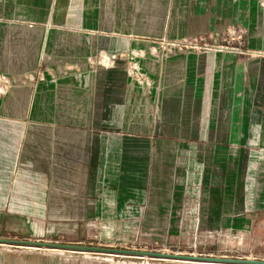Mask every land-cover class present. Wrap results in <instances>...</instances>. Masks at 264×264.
<instances>
[{"label":"crops","instance_id":"1","mask_svg":"<svg viewBox=\"0 0 264 264\" xmlns=\"http://www.w3.org/2000/svg\"><path fill=\"white\" fill-rule=\"evenodd\" d=\"M263 14L259 0H0V235L78 242L92 228L101 234L105 222L117 231L138 220L145 189L124 196L91 174L89 161L107 155L105 136L91 130H151L169 159L172 148L181 152L195 185L187 189L194 192L201 177L224 171L220 163L234 157L230 145H258L264 153V119L258 117L260 136L252 137L254 115L242 107L245 98H264V58L224 45L194 51L159 39L217 30L233 15ZM249 47L264 50V40ZM138 48L145 54L140 71L153 83L142 92L151 111L131 106L138 114L120 124L63 119L108 111L90 104L95 80L110 83L119 98L141 94L120 62L93 67ZM80 257L0 248V264H91Z\"/></svg>","mask_w":264,"mask_h":264},{"label":"rangeland","instance_id":"2","mask_svg":"<svg viewBox=\"0 0 264 264\" xmlns=\"http://www.w3.org/2000/svg\"><path fill=\"white\" fill-rule=\"evenodd\" d=\"M259 2L264 7V0ZM169 12L166 11L164 16L165 26L168 18L171 19ZM226 19L227 21L217 30L208 29L182 38L162 36L159 39L160 41L183 39L198 44L201 48L203 46V49L217 44L224 45L234 47L248 57L264 58V50L249 47L250 44L256 45L260 40H264V14L249 17L233 15ZM192 46L194 47L191 50L201 49L195 48L196 45ZM138 50L140 49L132 51ZM144 55L138 56L135 60L137 69L134 71L131 70L132 65L126 55L114 60L102 59L101 63L93 65V67H98V64L118 67L114 62H120L122 70L132 82V88L141 94L135 96L133 94L132 101L126 97L119 98L112 95L113 91L108 88L110 83H99L95 80L90 89V104L106 106L108 111L70 113L68 117L64 114L63 119L103 120L109 125L134 119L138 113L131 112V106L139 105L151 111L153 106L147 105L146 96H142V92L148 94L153 83L149 86V82L144 77L137 78L133 73L135 71L139 73V58ZM1 95L2 90H0ZM242 107L249 109L252 112L251 116L254 115L250 135L258 138L260 131L258 132L254 127L259 124L258 117L261 118L260 120L264 119V98H245ZM111 109L117 112H111ZM139 114L143 116L142 113ZM28 119L33 118L29 115ZM91 131L101 132V135L105 136L107 150L105 159L89 161L91 174L99 173L100 176H104L102 180L106 181L107 190L114 191L117 188V191L120 190L119 193L122 191L124 196L130 189H145L146 202L141 204L143 210L138 220H134L130 225H124L121 229L117 226V231L110 222H105V229L101 234L97 235L92 228L90 236H86L84 240L56 242L134 252L92 254L78 251H51L43 248L30 249L4 244L0 245V248L57 253L73 258L81 256V259L84 258L91 264H237L183 262L178 260L180 258L167 256L173 254L264 259V153H259L258 145H230L229 152L234 157L220 163V168L223 167L224 171L218 175L201 177L200 188L194 192L195 190L187 189L188 187L192 189L195 185L191 183L186 170L187 162L181 158V152L176 154L177 147L172 148L174 155L169 159L170 153L165 151L168 147L156 143L157 137L152 135L151 130L107 127ZM242 133L243 131H238L239 135ZM247 153L249 155L245 158ZM181 188L182 194L179 192ZM114 197V192L107 193L108 201H112ZM11 237L8 234L0 235V238L13 239Z\"/></svg>","mask_w":264,"mask_h":264},{"label":"water","instance_id":"3","mask_svg":"<svg viewBox=\"0 0 264 264\" xmlns=\"http://www.w3.org/2000/svg\"><path fill=\"white\" fill-rule=\"evenodd\" d=\"M7 246H17V247H26L30 249H46L51 251H78V252H106V253H128L134 251H126L120 249H111V248H102L97 246H86V245H77V244H63V243H52L39 240H22V239H6L0 238V245ZM142 253L143 252H136ZM168 257L180 258V259H189L195 261L203 262H228V263H237V264H264V259H230V258H218V257H206V256H186V255H167Z\"/></svg>","mask_w":264,"mask_h":264},{"label":"built area","instance_id":"4","mask_svg":"<svg viewBox=\"0 0 264 264\" xmlns=\"http://www.w3.org/2000/svg\"><path fill=\"white\" fill-rule=\"evenodd\" d=\"M161 42H163V43H167V44H169V46H181V45H183L184 47H188V48H193L194 46H192V45H196V47L195 48H201V46L200 45H198V44H192V43H189V42H187L186 40H174V41H172V40H162ZM203 47V46H202ZM156 52V50H155V48L154 47H150L149 48V53H151V54H153V53H155ZM144 54V51L143 50H138V51H131V54H130V56L128 57L129 58V63L132 65V69L131 70H136L137 68L135 67L136 66V61L135 60H137L138 59V56H141V55H143ZM134 73V76L135 77H137V78H139V77H144L143 76V74L139 71V73H137V71H135V72H133ZM145 78V77H144ZM146 79V78H145ZM149 83H148V85L150 86L151 85V83H152V81L151 80H149V79H146ZM23 248H26V247H23Z\"/></svg>","mask_w":264,"mask_h":264},{"label":"bare ground","instance_id":"5","mask_svg":"<svg viewBox=\"0 0 264 264\" xmlns=\"http://www.w3.org/2000/svg\"><path fill=\"white\" fill-rule=\"evenodd\" d=\"M179 261H183V262H200V261H195V260H189V259H178ZM201 263V262H200Z\"/></svg>","mask_w":264,"mask_h":264}]
</instances>
